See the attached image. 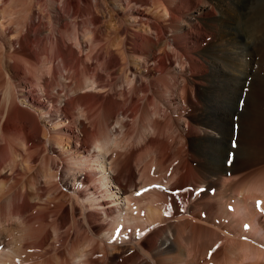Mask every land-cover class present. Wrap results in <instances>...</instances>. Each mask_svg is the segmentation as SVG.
Instances as JSON below:
<instances>
[{"label": "bare ground", "instance_id": "1", "mask_svg": "<svg viewBox=\"0 0 264 264\" xmlns=\"http://www.w3.org/2000/svg\"><path fill=\"white\" fill-rule=\"evenodd\" d=\"M50 1L54 4L52 21L58 29L63 30L68 26V18H78L84 14L95 24L100 20L101 14L98 15V11L100 13L102 8L109 7L110 16L115 19L118 42L114 40L116 47L113 43H98L94 48L96 44L91 39L88 50L82 55V52L79 53L82 47L79 51L74 50L60 34L49 38V57L54 63V78L57 81L56 72L65 74L64 77L69 73L76 91L73 95L65 92L68 96L58 105L55 100H51V104L46 106L43 100L31 92L33 90L27 88L25 79L20 76L18 61L23 58L33 66L39 61L36 49L42 44L45 32L48 33L44 23L40 20L36 22L33 18L25 21L19 29V35L7 39L9 48L0 37V69L7 73L9 83V90L0 104V198L13 191L11 209L17 215H22L33 206L27 199V194L18 189V178L11 177L13 183L5 186L1 166L11 160L12 171L19 172L17 167L20 154L15 142L22 136L30 147L42 141L40 114L44 120L59 122L61 126L58 134H62L63 129L66 130L71 146L79 151L80 159L77 161L83 164L81 169L84 171L82 170L80 179L83 189L72 195L70 209H62L60 200L59 203L56 202L59 205L54 207L56 209L51 210L49 207L50 209L26 218L28 224L32 222L41 226L39 241L35 242V246L39 248L37 249L42 250L43 254L53 251V255L45 257V260L49 264H72L73 252L77 249L75 256L82 257L79 264H264V148L257 147L256 142L253 144L254 133L250 132L253 124L264 119V6L261 11L262 23L257 24L263 28V33L258 32V35L254 32L257 38H261L258 40L259 48L255 58L248 60L250 65L257 62L263 75L253 79L250 84L253 101L243 115L241 141L247 148L237 149L236 157L224 162V150L227 148L222 146L228 137L229 111L221 106L228 105L222 103L219 108L214 104L216 109L212 110L215 112L210 111L204 102L205 91L201 89H208L213 81L236 83L239 76L242 77L236 71H230L227 64H216L210 59V52L216 49L226 51L232 59L231 63L242 66V59L236 56L243 53L242 47L246 48L247 44L238 34V28L240 16L245 14L243 4L247 0H150L156 8L154 12L142 8L148 5L149 0ZM5 2L6 0H0V5ZM2 14L4 17V12ZM123 15L128 18H121ZM127 20L131 26H127ZM144 25L154 33V37L138 30ZM7 31L10 32V28ZM168 46L171 47L170 50L167 49ZM129 54L138 56L140 72L132 71ZM175 62L184 67L193 88L188 94L192 112L185 117V133L195 139V142L191 141L189 148H170L172 139L167 136V128L171 117L164 112L166 110H151L147 116L148 125L144 127L141 121L145 104L136 98V90L139 89L151 102L149 89L166 87L171 92L170 103L175 109H179L181 102L177 96L184 89L177 86L178 76L168 73L170 70L176 71ZM126 69L131 71L135 81L134 88L124 87L120 90L124 97L129 95L128 108L115 97L117 90L112 89L111 93L103 94L104 90L110 91L104 87L112 75L117 70L125 72ZM167 73L170 74L169 77L166 76ZM80 76H85L84 81L80 80ZM88 81L91 86H88ZM55 84L59 85V82ZM61 84L63 88L69 87L67 83ZM110 85L109 83L108 86ZM75 105H83L86 109L99 105V111L104 108L107 120L118 113L122 117L124 114L132 117L141 127L140 134L135 140L129 141L119 139L112 131L105 136L98 134L100 136L95 137V146L92 148L89 136H96L99 128L96 131L88 128L93 124H90L92 118L87 126L79 121V134L75 130V121L70 117V111ZM161 117L164 119V127L157 126L154 122ZM6 134L12 139L10 143V140L6 141ZM44 138L45 148H51ZM110 147L114 150H110ZM119 149L126 150V154L121 156L117 152ZM150 149L161 158V164L153 172L156 173L159 169L161 172L157 177H150L147 173L148 163L141 170L142 181L136 183V158L141 151ZM64 160L65 157L60 155L59 160L54 162L55 168L60 166L62 169ZM165 178H168V187L164 191L165 188L158 183ZM153 180L156 181L154 185L160 187H152ZM139 184L148 191L141 195L136 193L141 192L142 188L136 193L130 191L129 188H136ZM149 191L151 194H148ZM46 202L52 204L51 199ZM257 202H261L259 209ZM123 211L125 215L113 227L115 230L121 229L118 237L110 239V236L102 234L105 219ZM75 213L79 214L78 219H74ZM70 219L73 225L60 231ZM128 220L137 223L134 227H126L124 223ZM49 227L55 232L56 241L53 243H49ZM11 245L7 243L6 247L0 246V264H20L21 260L12 261L15 249ZM40 254L37 252L35 256Z\"/></svg>", "mask_w": 264, "mask_h": 264}, {"label": "rangeland", "instance_id": "2", "mask_svg": "<svg viewBox=\"0 0 264 264\" xmlns=\"http://www.w3.org/2000/svg\"><path fill=\"white\" fill-rule=\"evenodd\" d=\"M262 2H264V0H247V2L245 1L243 4L244 5L243 13L245 14H241L240 16L238 34L241 37H243V42H245L247 45H246V48L245 46L242 47L243 53L241 55L236 56L242 59V66H238L236 64L231 63L232 59L230 58L228 53H226V51H221V49H216L214 50V52L213 51L210 52V57L212 56L210 59L213 60L216 64L218 65L220 64L224 66H226L227 64L226 67L228 69H231L230 71H232L233 73H235L236 71V74L238 76L242 75V77L239 76V79H237L236 83L234 82L226 83L223 80H217V81H213L212 83H210V86L208 87V89H201V91H205L203 95L205 97L204 102L206 104V107L210 111L215 112V110H212V109H216L214 108V104H217L219 108H220L219 105H222V103L223 104L226 103L228 105L225 107L223 105L221 106L226 111H229L228 112L229 121H227V134L228 135L226 134V136L228 137L224 145L222 146V148H227L224 150L223 161L224 160L227 161L228 159L232 157H236V154L238 152L237 149L247 148L246 145L242 143L243 141H241L242 140L241 135L243 133L242 132L243 131L242 130L243 115L247 113L248 108L250 107V104L253 101V94L251 92L250 84L252 83L253 79L263 75L261 67L257 62H254V63L252 62L251 65L248 64L249 63L248 60H250L252 57L255 58L256 51L259 48V43H260L259 41L261 40V38L256 37L257 35L255 33H258V32L263 33L262 31L264 30L263 28L258 26L259 24L261 25L262 23L261 11L264 6V3ZM53 5L54 4L50 0H6V2L2 6L0 5V37L3 38V41L5 42L7 48H9L7 39L18 36L19 29L23 26L25 21H28L30 18H33V20L34 21L36 20V22L40 20L41 22L44 23L45 27L48 30V33L46 31L44 34V39H43L42 44L36 49L37 53H39L38 54L39 61L36 63L35 66L29 65L28 63H26L23 58L18 59L19 64H20L21 78L25 79L27 88L33 90L31 92L34 95H36V97L43 100L46 103V106L51 104V100H55V103L58 105L59 103H61L63 98L68 96L67 95L68 93L69 95L70 94L73 95L75 94V91H76V87L73 89L74 80L72 79V77H70L69 73L66 74V76L69 75L66 78V76L64 77L65 74L63 73L59 74V72H56L55 75H57L56 76L57 81L59 82V85L61 87L55 84V83L58 84V82L56 81L53 75L54 63L51 57H49L51 53V46H50L51 37L54 38V36H56L57 34H60L61 36H63V39L65 40V42L68 41L67 43L71 44L73 49L75 48L74 50L79 51V49L82 47L80 49L81 51L79 52V53L82 52V55H84L86 51L88 50V46H89L91 39H92V43L94 41V43L96 44L95 45L93 43L95 45L94 48L97 47V45H99L100 43H102V45L113 43L114 47H116L115 42L116 43L118 42V38H117L118 35L117 33H115V24H114L115 19L110 16L109 7L105 6L106 8L105 7L102 8L100 13L97 10L98 15L103 14L102 15L103 17L99 15L100 20L95 22V24H93V22H91V20L88 19V16L84 14V15L79 16L78 18H75V17L74 19L73 17L68 18L67 24H66L68 26L64 28L63 30V29H58L52 21L51 12H52ZM148 5L142 8H144L145 11L154 12L156 10V8L154 7V5L152 4L150 0L148 2ZM103 10L106 13L103 12ZM106 10L108 11V13ZM3 12H4V17L2 16ZM245 15H247V17H245ZM110 18L113 19L112 22L109 21L111 20ZM121 18H128V16L123 15L121 16ZM241 18L242 20L245 18L243 20L244 22L241 20ZM126 23H127V26H131L129 20H127ZM243 27L246 30H244ZM9 28L11 30L10 32L7 31ZM112 28L114 30H112ZM139 28L140 29L138 30H140V32H146L150 35L152 34L151 36L154 37L153 36L154 33L150 32V30H148L145 25L142 27L140 26ZM76 34H79V36ZM245 34H246V37H244ZM78 39L80 41H78ZM78 43L80 45H78ZM190 44L192 45V43ZM116 45L119 46V44H116ZM167 49L170 50L171 47L168 46ZM0 52H2L1 46H0ZM129 57L131 59L130 65L132 66V71L140 72L141 67L137 64V59H139L138 56L131 54ZM51 61H52V64H51ZM174 67H176V71L170 70L168 73H171V75H174L176 77L178 76L177 86L179 87V89H182V88L184 89L181 95L177 96L179 98V101L181 102L179 109L177 108L175 109L174 106L170 103V96H171L170 93L171 92L166 87L164 89L157 88V87L153 89L151 88V90L149 89V92L151 93L150 96L152 97L151 102H149V100L146 99V94L139 89L136 90V98L139 99L141 102H144L145 104L144 111H143V119L141 121V124L144 127H147L148 125L149 120L147 116L151 110L159 109V108H160L159 110H163V111L166 110L164 112L167 115H170L171 117L170 122H169L170 126L169 128H167V132H168L167 136H169V138L172 139L170 148H189L190 144L192 142H195V139L193 137L187 136L185 133V130L187 128L186 118H187L188 113L192 112V109H190L192 107L189 106L188 94L189 92L191 93L190 89H193V88L191 86L190 80L186 77L187 72H185L184 67H181V65L177 62L174 63ZM233 68H234V71H233ZM183 70H184V73H183ZM130 72L131 71H129V69H126L125 72L117 70L115 75L114 74L112 75V78L110 79L111 81L109 80V83L111 84L110 87L108 86L109 83L104 87V89L107 88V90L108 91L110 90V91L107 92L106 90H104L103 92V94L105 93L107 94V93H111L112 89H114L115 91L117 90L116 91L117 94L115 95V97L119 101H121L126 108L130 106V99L128 98L129 95L127 97H124L122 94H120V90L123 89L124 87L126 89L134 88L135 81H133V74H130ZM168 73L166 76L170 75ZM6 75L7 73L5 72V70L0 69V104L2 103L5 93L9 90L8 89L9 83L7 81L8 75L7 76ZM3 76L5 77L2 78ZM41 78L43 81L41 80ZM65 78L67 81L65 80ZM68 78L72 80L69 81ZM84 78L85 76H80V80L84 81ZM61 81L63 83H67L69 87L63 88ZM47 82H49L51 85L49 86L48 85L49 83ZM88 86H91V83H89ZM50 87H52L53 90ZM59 88L62 89L63 91L59 90ZM72 90H74V92H72ZM82 90H87V89H82ZM80 91L81 90H79L78 92ZM61 92H63L65 95L63 93L61 95ZM149 92L148 94H150ZM192 93H193V90H192ZM263 99H264V96H263ZM75 106L70 111V117L76 122V123L74 122L75 130L77 129L76 131L79 134H81L80 129H79L80 128L79 121H82L85 125L86 124L89 125V122L91 121V118H92L93 122L91 121L90 124L93 123L92 125H94V123L96 122L95 123L96 126L91 125L92 126L91 127L89 125L88 128H90L91 130H95V131L98 130L99 128L98 132L96 131V136L95 134L89 136V144L91 145L92 148L93 146H95V137H98L103 134H104L103 136H105L107 133H111V131L114 133V135L119 137V139H123L126 141L135 140L137 136L140 134L141 127L140 125L138 126L137 120L132 117H129V116L127 117L125 114L122 117V114L119 115L118 113L111 120H107L104 108L102 107L101 109L102 111H99L101 108V106L99 105H94L95 107L94 106L92 107V109L94 110H92L91 107L89 109H86L84 108L83 105L82 106L78 105L76 108ZM79 107L80 109H78ZM83 110L85 113L83 112ZM89 114L91 115V117ZM40 115H39V118L40 120H42L41 124L43 125L40 131V136L42 137V141L30 147L28 144L26 145V143L24 142L25 139L22 138L23 137L22 136L19 139V141L15 142L17 145V149H19L18 153L20 154V156L18 157V159H20L19 160L20 163L17 167L19 172L12 171L11 160H7L1 166V171L2 173H4L2 177H3V183L5 184V186L6 185L10 186L13 183L11 177H13V179L14 177L15 179L18 178V181H19L18 189H20L22 192H25L27 194L26 196L27 199L33 204L30 210L24 212L22 215H17V214H14L11 209L13 206L12 199H11V197L13 196V191L5 194L4 197H1L2 199L0 198V246L6 247L7 243L10 245L12 244L11 246L13 250L15 249L14 250L15 254L12 256V259H13L12 261L18 262L19 260H21L20 264H49L48 261L45 260V257L53 255V251L49 250V252L43 254L42 250H38L39 248L35 246L37 241H39L38 237H39V231L41 229V226L37 223H32V222H30L31 224L30 223L28 224L26 222L27 220L26 218L29 217L30 215L34 216V214L36 213L45 211L47 210V208L48 209L51 208V210L56 209L54 207L59 206L56 204V202L59 203L60 200L62 204L61 203L59 204L62 209H64L65 207L70 209L71 204L73 202L72 195L74 193H77L79 190L83 189V186L80 183V179L84 171L83 169H81L83 164L81 165L77 161L78 159H80L79 151L75 149L73 146H71V141H69L67 132H65L66 130L64 131L63 129L61 131L62 134H58L57 131L61 126L60 124H58L59 122H56L57 123L56 124L54 123L56 120L54 121H48L47 119L44 120V118L40 117ZM85 117L86 118L89 117V119H85ZM154 122L157 126L164 127V119L162 117L158 118ZM97 123H98V127H97ZM253 125L254 126L250 131L254 133V141L252 142L254 145L256 142L257 147L264 148V119L257 121ZM93 127L96 129H93ZM44 133H45L46 138H44L45 137ZM5 136L7 137L6 141L10 140L8 141V143H10L12 141L11 137L8 134H6ZM90 137H92V139ZM43 138L48 141L51 148L50 147L45 148ZM145 148H150V147H145ZM110 150H114V148L110 147ZM117 152L121 156L126 154V150L121 151V149H119L117 150ZM60 155L65 157V160L63 163L64 166L62 169H60V166L56 168L54 166L55 160L56 159L59 160ZM148 163L150 164H149V169L147 170V173H149L150 177H157L159 173L161 172V169H159V171L158 170L155 171L157 174L153 172L154 169L155 168L157 169L158 165L161 164L160 156H158V154L151 149L149 151L143 150L140 152V154L136 158V165L138 166L137 168L139 169V170L136 169L137 170L136 177H135L136 183L142 181L143 177L141 176V173H142L141 170ZM151 165L152 167H150ZM167 179L168 178H165L160 183H158L160 186L165 188L164 191L168 187ZM155 182L156 181L153 180L151 184L154 185ZM141 186L143 187V185L139 184V185H136V188L131 187L129 189L130 191H134L133 193H136L138 189L142 188ZM148 194H151V191H149ZM48 199L52 200V204L50 203L51 206L49 203L46 202ZM19 202H22V200ZM59 208L57 210H59ZM53 212H56V210H54ZM123 214L125 215V211H123L122 213L116 214V215L113 214L112 216L106 218L104 221L105 225L101 233L105 234L106 236H110V239L111 238L116 239L118 237V234L113 227L115 226L116 221L120 220ZM78 217H79V214L75 213L74 219H78ZM99 222H102V221H99ZM136 223L137 222L134 220H128L127 222L124 223V225L126 227L128 225L134 227ZM72 225H73V221L72 219H70L68 223H66L64 228L61 229L60 231L66 230ZM49 230L51 231V237L49 238V243L51 242L53 243L56 241L54 240L55 232L53 231L54 229L52 227H49ZM46 249L48 248L46 247ZM49 249L52 250V247H49ZM37 252L41 253L40 256L39 255L35 256ZM77 252H78L77 249L73 252L74 256H72L71 258L72 264H79V259L82 258V257L75 256ZM12 264H15V263H12Z\"/></svg>", "mask_w": 264, "mask_h": 264}, {"label": "snow or ice", "instance_id": "3", "mask_svg": "<svg viewBox=\"0 0 264 264\" xmlns=\"http://www.w3.org/2000/svg\"><path fill=\"white\" fill-rule=\"evenodd\" d=\"M152 187H160V186L159 185H154ZM144 191H148V189H142L141 192H137L136 195H141L142 192H144ZM260 203L261 202H257V208L258 209L260 208ZM245 228H247V225H245ZM120 231H121V229L120 228H117V230H116L117 234H119Z\"/></svg>", "mask_w": 264, "mask_h": 264}]
</instances>
